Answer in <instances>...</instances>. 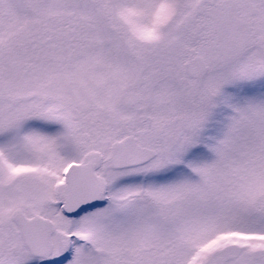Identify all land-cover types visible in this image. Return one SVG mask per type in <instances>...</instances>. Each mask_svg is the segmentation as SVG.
Masks as SVG:
<instances>
[{
    "label": "snow or ice",
    "instance_id": "snow-or-ice-1",
    "mask_svg": "<svg viewBox=\"0 0 264 264\" xmlns=\"http://www.w3.org/2000/svg\"><path fill=\"white\" fill-rule=\"evenodd\" d=\"M0 264H264V0H0Z\"/></svg>",
    "mask_w": 264,
    "mask_h": 264
}]
</instances>
